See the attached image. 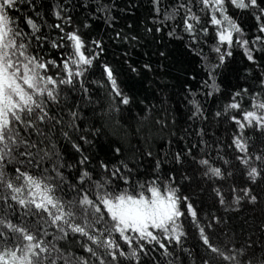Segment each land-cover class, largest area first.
<instances>
[{
	"label": "snow or ice",
	"instance_id": "snow-or-ice-1",
	"mask_svg": "<svg viewBox=\"0 0 264 264\" xmlns=\"http://www.w3.org/2000/svg\"><path fill=\"white\" fill-rule=\"evenodd\" d=\"M153 5L161 15L160 0H153ZM25 9L40 16L35 0H0V264H143L141 256L155 252L156 245L168 255L173 244L191 255L183 243L189 235L185 226L188 217L197 230L199 249L203 250L202 255L199 250L196 255L200 264H264V218L254 229L260 232L257 240L245 237L243 232L237 235L231 217L213 213L202 220L191 198L177 195L174 187H161L160 181L153 180L139 184L137 190L130 175L125 174L127 164L110 168L101 160L100 171L93 175L88 168L91 157L79 143H72V147L80 153L81 167L67 185L64 169L72 165L54 163L59 156L45 150L49 133L64 123L51 106L59 108L65 90L89 93L85 73L98 58L95 49H103L100 41L93 40L94 48L90 49L78 31H65L71 17L62 15L67 11L62 6L53 9L61 22L49 25L63 33L56 39L47 37L32 15H23ZM231 9L254 17L256 35L248 37L230 14ZM181 10L191 51L210 63L202 44L211 43L218 56V63L207 69L208 80L203 86L211 90L206 96L219 92L216 70L232 55L233 47L242 48L252 64L257 63V52L264 54V0H188L175 4L171 12L165 11L161 22L175 21ZM169 35H175V29ZM44 40L54 49L66 50L59 61L37 54L32 48L34 41L42 47L39 42ZM131 70L137 71L134 67ZM103 71L110 85L109 94L118 98L117 106L130 105L132 99L119 87L114 69L105 64ZM260 84L264 87V79ZM246 96L250 108L242 106ZM87 98L90 100V95ZM191 103L193 115L200 114V105ZM222 115L236 125L229 145L232 154L219 156L215 162L203 158L197 163L204 176L218 182L212 187L214 204L225 212H235L245 204H260V195L264 194L252 187L264 181V148L254 155L246 132L251 129L264 136V94L242 88L233 94L223 113H216L217 117ZM71 117L75 119L77 113L71 112ZM63 135L71 139L68 131ZM79 139L91 144L83 135ZM115 151L120 154L121 150ZM46 159L52 163L51 169L47 165L41 169ZM176 161L181 162L179 155ZM237 172L245 178V184L236 182ZM114 181H122L127 187ZM225 187L231 195H225ZM73 245H79V250Z\"/></svg>",
	"mask_w": 264,
	"mask_h": 264
},
{
	"label": "trees",
	"instance_id": "trees-1",
	"mask_svg": "<svg viewBox=\"0 0 264 264\" xmlns=\"http://www.w3.org/2000/svg\"><path fill=\"white\" fill-rule=\"evenodd\" d=\"M187 2L160 0L159 16L154 10L153 0H35L39 17L25 9L23 15H32L40 24L41 31L56 39L63 33L49 25L61 22L56 20L53 9L62 6L67 10L62 15L71 17V21L65 23V31H78L90 49L94 48L93 40L100 41L103 49L102 52L95 49L98 58L85 73L84 84L89 93L79 89L65 90L59 108L51 106L52 112L64 123L63 126L56 125L49 133L45 150L59 156L54 163L72 165L64 169L67 185L72 183L81 167L78 164L80 153L72 147V143H79L85 154L91 157L88 168L93 175L100 171L101 160L110 168L127 164L125 174L130 175L132 186L137 190L141 183L158 180L161 187L167 184L177 189V195L189 196L202 220L206 221L213 213L231 217V225L237 235L243 232L245 237L257 240L260 232L254 229L264 218V194L260 195L261 202L256 206L245 204L239 211L229 209L225 212L218 203L214 204L216 197L212 187L218 186V182L204 176L197 161L208 158L215 162L219 156L232 154L229 145L236 125L223 115L217 117L216 113H223L233 94L242 88L254 94H264V87L260 84L264 79V54L257 52V63L252 64L242 48L233 47L232 55L226 57L225 63L216 70L219 92L206 96L205 93L211 90L203 86L208 80L207 69L210 64L218 63L211 43L202 44L204 54L209 57L208 63L188 47L190 37L180 19L182 10L175 21L161 22L165 11L171 12L175 4ZM192 6L194 11H198L197 6ZM230 14L238 19L249 38L256 35L254 17L237 9H231ZM23 26L27 30V25ZM157 28L161 31L157 32ZM173 29L175 35L170 36ZM39 43L42 47H37L34 41L32 48L49 59L59 61L60 54L66 51L52 48L47 40ZM105 64L114 69L119 87L132 99L130 105L117 106L118 98L114 99L109 94L110 85L103 71ZM133 67L136 72L131 70ZM191 101L200 105V114L193 115L195 108ZM242 106L250 108L249 97H244ZM73 111L77 113L75 119L71 117ZM64 131L70 133L71 139L65 138ZM246 132L255 155L257 150L264 148V136L251 129H246ZM82 135L91 144L80 140ZM116 148H120V154L116 153ZM177 155L181 157L179 163ZM45 165L49 169L52 167L47 159L41 162V169ZM235 175L238 184L246 183L239 172ZM114 183L127 187L122 181ZM252 187L257 193H264V181L259 182V187ZM223 190L225 195H231L227 187ZM68 195H72L70 190ZM190 221L191 217L185 220L189 235L183 243L191 255L181 252L174 244L170 246L168 255H164L156 245L155 252L141 256L143 264H200L196 255L198 250L202 255L203 250L199 249L197 230ZM164 242L168 244V241ZM73 247L79 250V245Z\"/></svg>",
	"mask_w": 264,
	"mask_h": 264
}]
</instances>
